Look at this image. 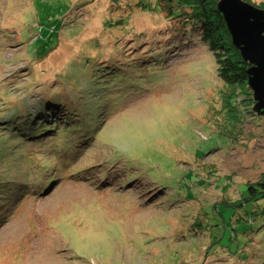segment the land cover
I'll list each match as a JSON object with an SVG mask.
<instances>
[{"label":"rangeland","instance_id":"1","mask_svg":"<svg viewBox=\"0 0 264 264\" xmlns=\"http://www.w3.org/2000/svg\"><path fill=\"white\" fill-rule=\"evenodd\" d=\"M188 26L156 0H0V264H264V116L234 143L242 102Z\"/></svg>","mask_w":264,"mask_h":264},{"label":"trees","instance_id":"2","mask_svg":"<svg viewBox=\"0 0 264 264\" xmlns=\"http://www.w3.org/2000/svg\"><path fill=\"white\" fill-rule=\"evenodd\" d=\"M218 1L219 0H156L157 4L160 5L161 9L164 11L165 17L169 21H173V23L178 22L180 24H189L185 31V38L187 42L186 47L189 46L190 41L194 42V38H196L201 44H206L208 49L212 52L214 60L217 64L218 77L225 84L233 86L238 100L242 102L240 105L247 106V111L244 112H240V105L236 110L231 111L230 106L226 105L225 102H222L220 108L221 111L226 110L225 124L226 126L235 129L236 136L233 139H236L234 143H237L242 138L243 132L246 131L245 127L247 125V121L249 122L250 119L255 118V114L251 106L253 103V101L251 100V91L247 84V64L242 61L238 50L232 46L231 38L226 28L223 16L217 10ZM242 1L253 5V3H251L249 0ZM135 5H137V3ZM139 5L140 7H147L148 4L141 3ZM253 6L264 10V3ZM115 26L116 25L113 23L109 24V27L113 28V30H115ZM89 30H92L90 31L91 34L94 31L93 27H91V29ZM168 31L170 30L168 29ZM66 42L69 41L65 40L61 43L60 52L64 51L63 48ZM157 55L162 56L160 50L158 51ZM62 59L64 61L67 58L63 56ZM241 96L247 97V101H243L242 99H240ZM58 103H60V101ZM62 105H64V103ZM97 109L98 107H96V110ZM81 111L82 109H80L79 112L77 111V109H74V115H77L75 119L78 118V115H81ZM101 111H103L105 114V110ZM230 112H233V115ZM102 116L99 118V120L102 118ZM241 116H244L245 118L247 117L245 119L244 125L241 122V120H243ZM40 121L44 123V129L49 127L48 124L50 123H47L44 119H41ZM84 122H80V125L73 124V126L71 127L73 131L77 132L78 138H71L70 144L66 141V136L68 134L66 132L70 128L66 130L65 134H63L62 137L63 142L68 145V148H73V150L70 151V153L67 155L70 159H73V161L77 159V157L85 156L88 154L85 147L78 145L81 137L84 136L80 130H86V135H88L91 130V124L88 125V127L90 126L88 130L86 127L84 128ZM64 124L67 125L69 123L65 122ZM229 124L232 125L229 126ZM60 130H62V128L57 129L56 133H58ZM238 136L240 137L238 138ZM247 139H251L249 134H247ZM83 149L85 150L82 152ZM53 150L56 155L60 154L55 146H53ZM106 163L108 164V162ZM106 176L110 178L108 174ZM247 190L249 200L255 202L264 200V175L260 177L256 182L247 184L246 192ZM261 214H264V210H261Z\"/></svg>","mask_w":264,"mask_h":264},{"label":"water","instance_id":"3","mask_svg":"<svg viewBox=\"0 0 264 264\" xmlns=\"http://www.w3.org/2000/svg\"><path fill=\"white\" fill-rule=\"evenodd\" d=\"M217 10L223 16L232 45L250 65L246 75L253 94V111L264 115V10L242 0H219Z\"/></svg>","mask_w":264,"mask_h":264},{"label":"clouds","instance_id":"4","mask_svg":"<svg viewBox=\"0 0 264 264\" xmlns=\"http://www.w3.org/2000/svg\"><path fill=\"white\" fill-rule=\"evenodd\" d=\"M259 9H260V8H259ZM232 46H233V45H232ZM233 47H234V46H233ZM234 48H235V47H234ZM235 49H237V48H235ZM237 50H238V49H237ZM238 52H239V50H238ZM239 55H240V52H239ZM240 57H241V56H240ZM242 61H243V60H242ZM243 62H244L245 64H247L246 70L249 69L250 65H249L248 63H246L245 61H243ZM246 76H247V75H246ZM247 84H248V83H247ZM250 91H251V89H250ZM252 95H253V94H252V91H251V100H252ZM252 101H253V100H252ZM252 105L254 106V101H253ZM252 110H253V107H252ZM253 112H254V111H253ZM254 114H255V117H256V116H259V115H257V113H255V112H254ZM260 116L263 117L264 115H260Z\"/></svg>","mask_w":264,"mask_h":264},{"label":"bare ground","instance_id":"5","mask_svg":"<svg viewBox=\"0 0 264 264\" xmlns=\"http://www.w3.org/2000/svg\"><path fill=\"white\" fill-rule=\"evenodd\" d=\"M253 107V105H251Z\"/></svg>","mask_w":264,"mask_h":264}]
</instances>
